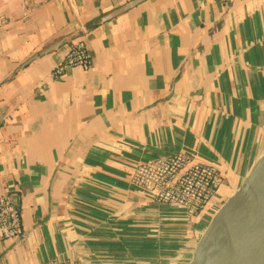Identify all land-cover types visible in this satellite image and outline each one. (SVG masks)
Instances as JSON below:
<instances>
[{
    "label": "crops",
    "instance_id": "crops-1",
    "mask_svg": "<svg viewBox=\"0 0 264 264\" xmlns=\"http://www.w3.org/2000/svg\"><path fill=\"white\" fill-rule=\"evenodd\" d=\"M129 1L0 0V195L22 225L0 264H186L210 211L153 202L134 165L181 151L215 166L211 209L264 150V0L106 18ZM79 40L91 64L52 76Z\"/></svg>",
    "mask_w": 264,
    "mask_h": 264
},
{
    "label": "built area",
    "instance_id": "built-area-1",
    "mask_svg": "<svg viewBox=\"0 0 264 264\" xmlns=\"http://www.w3.org/2000/svg\"><path fill=\"white\" fill-rule=\"evenodd\" d=\"M91 64V53L82 40L73 42L61 61L52 70V76L61 75L67 67L85 68ZM130 181L150 195L160 205L182 207L190 219L206 211L219 186L223 174L208 163L194 160L185 152L157 156L137 162ZM22 232L19 207L0 195V240ZM39 264H81L73 258L51 257Z\"/></svg>",
    "mask_w": 264,
    "mask_h": 264
},
{
    "label": "water",
    "instance_id": "water-1",
    "mask_svg": "<svg viewBox=\"0 0 264 264\" xmlns=\"http://www.w3.org/2000/svg\"><path fill=\"white\" fill-rule=\"evenodd\" d=\"M142 0H130L106 18ZM186 264H264V150L212 208Z\"/></svg>",
    "mask_w": 264,
    "mask_h": 264
},
{
    "label": "rangeland",
    "instance_id": "rangeland-1",
    "mask_svg": "<svg viewBox=\"0 0 264 264\" xmlns=\"http://www.w3.org/2000/svg\"><path fill=\"white\" fill-rule=\"evenodd\" d=\"M219 189H220V188H219ZM216 204H217V202H216ZM216 204H215V205H216ZM213 207H215V206H212V208H213ZM212 208H211V209H212ZM211 209H208V211H211ZM206 213H207V212H206Z\"/></svg>",
    "mask_w": 264,
    "mask_h": 264
}]
</instances>
